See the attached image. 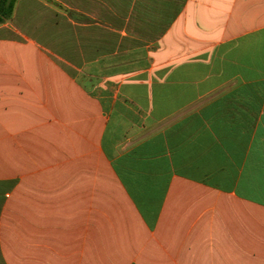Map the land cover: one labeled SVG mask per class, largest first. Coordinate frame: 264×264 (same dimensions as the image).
<instances>
[{
    "label": "crops",
    "instance_id": "0c3cea01",
    "mask_svg": "<svg viewBox=\"0 0 264 264\" xmlns=\"http://www.w3.org/2000/svg\"><path fill=\"white\" fill-rule=\"evenodd\" d=\"M0 264H264V0H17Z\"/></svg>",
    "mask_w": 264,
    "mask_h": 264
},
{
    "label": "trees",
    "instance_id": "16d2710c",
    "mask_svg": "<svg viewBox=\"0 0 264 264\" xmlns=\"http://www.w3.org/2000/svg\"><path fill=\"white\" fill-rule=\"evenodd\" d=\"M17 0H0V24L11 18Z\"/></svg>",
    "mask_w": 264,
    "mask_h": 264
}]
</instances>
